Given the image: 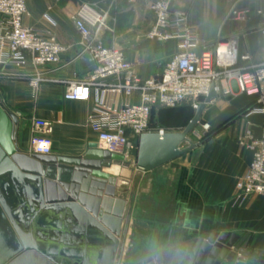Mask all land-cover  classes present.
<instances>
[{
	"label": "crops",
	"instance_id": "obj_1",
	"mask_svg": "<svg viewBox=\"0 0 264 264\" xmlns=\"http://www.w3.org/2000/svg\"><path fill=\"white\" fill-rule=\"evenodd\" d=\"M86 2L109 10L107 26L98 40L107 47H118L129 61L139 63L136 71L143 79L158 77L177 53V41L149 40L148 34L156 22L148 8L149 0L134 4L120 0L115 7L111 0H26L28 14L24 25L51 34L67 48L59 65L45 69L50 77L71 81L85 76L87 68L80 63L84 54L82 39L70 17ZM259 6L260 0H181L174 2L172 9L186 12L190 24L210 44L238 36L241 54L250 55L257 63L264 59L260 33L264 15L253 14L247 23H240L229 20L228 14L233 7L255 11ZM34 72L31 67L0 65V97L19 116L24 128L19 150L31 155L29 125L38 118L54 124L50 137L53 153L49 157H83L91 144H98L96 134L88 127V117L96 108L95 98L90 102L66 101V86L59 84L43 85L34 97L26 79ZM222 89L228 91L229 85L223 83ZM232 90V95L222 92L207 106L200 126L207 123L214 130L199 148L152 172L140 173L131 166L130 191L123 196L128 203L129 225L122 264H138L165 251L171 238H182L185 243L215 232L248 235L250 256L246 264H264V196L252 195L241 206L233 205L237 183L247 173L253 158L243 139L247 131L256 137L261 135L264 116H246L254 99L240 93L235 84ZM138 101V95H122L116 100L115 110ZM195 113L191 102H186L175 110L155 109L153 119L171 125L169 133H181ZM168 195L172 212L166 224L160 225L159 218L141 220L146 211L142 208L146 204L144 199L149 202L153 198L161 203ZM144 226L149 228L147 233Z\"/></svg>",
	"mask_w": 264,
	"mask_h": 264
},
{
	"label": "built area",
	"instance_id": "obj_2",
	"mask_svg": "<svg viewBox=\"0 0 264 264\" xmlns=\"http://www.w3.org/2000/svg\"><path fill=\"white\" fill-rule=\"evenodd\" d=\"M126 1L134 4L138 0ZM176 1L181 0L148 2L156 20L148 34L149 40L178 42L177 53L158 76L161 81L143 79L136 71L139 63L129 61L118 47H107L98 40L107 26L109 10L88 2L80 4L70 21L81 36L84 53H90L96 62L94 71L71 81L50 77L45 69L59 65L67 48L51 34L24 25L28 14L26 0H0V65L33 68L35 72L27 75L26 79L34 97L43 85L59 84L66 86V101L90 102L95 98L96 108L88 117V127L96 134L99 149L121 157L134 168L140 137L148 133L166 134L162 129L154 131V110H175L186 102H191L193 109L197 110L208 97L213 84L218 95L222 92L232 95L233 85H237L240 93L254 99V106L246 116H264V59L255 63L250 55L241 54L238 36L215 44L208 43L190 24L186 12L172 9ZM119 2L111 0V6L115 7ZM253 14L264 15V0H260L255 11L233 7L228 19L247 23ZM260 33L264 41V26ZM223 83L229 85L228 91H223ZM122 95H138L139 101L115 110L116 100ZM201 127V131L193 136L197 142V137L204 140L213 130L207 123ZM53 133L52 122L34 118L29 153L51 155L53 143L50 137ZM190 141L193 143L192 139ZM243 143L253 158L247 173L237 183L235 207L241 206L249 196H264V129L259 137L247 131Z\"/></svg>",
	"mask_w": 264,
	"mask_h": 264
},
{
	"label": "water",
	"instance_id": "obj_3",
	"mask_svg": "<svg viewBox=\"0 0 264 264\" xmlns=\"http://www.w3.org/2000/svg\"><path fill=\"white\" fill-rule=\"evenodd\" d=\"M80 63L83 75L96 69L90 53ZM218 96L213 84L183 132L142 135L135 169L152 172L199 148L202 138L191 137ZM20 127L0 97V264H122L131 165L96 143L80 158L28 155L18 147ZM248 238L230 232L185 243L171 238L165 251L138 264H246Z\"/></svg>",
	"mask_w": 264,
	"mask_h": 264
},
{
	"label": "rangeland",
	"instance_id": "obj_4",
	"mask_svg": "<svg viewBox=\"0 0 264 264\" xmlns=\"http://www.w3.org/2000/svg\"><path fill=\"white\" fill-rule=\"evenodd\" d=\"M152 124H153L154 131H156L158 129H162V130H165L166 133H169L172 130V127H170L171 125L168 126L169 124L168 125H163L162 123L160 124L159 122H157L155 120V117H154V119L152 121ZM31 125H32V123H30V125H29L30 129H31ZM201 128L202 127L199 126L198 129L196 130V132L197 131L198 132L201 131ZM212 129H213V127H212ZM213 130L210 132V134L213 132ZM23 131H24V128H23V125H22L20 127V134H19L18 142L21 139ZM191 139H192L193 143H197V140L193 136L191 137ZM144 202H146V204H144V206L142 208L145 209L146 211L145 212L143 211L141 220L144 219V221L145 220L149 221L150 219L151 220H155V219L159 218L158 222H160V225L163 224V223L164 224L167 223V221H168L167 218L171 215V212H172V209H171V204L172 203H171V199H170L169 195L165 198V201H162L161 203H157V201L155 202L153 200V198H151V200L149 202H148V200L144 199ZM148 229H149L148 227L146 228L144 226V233H147ZM154 229H155V224H154Z\"/></svg>",
	"mask_w": 264,
	"mask_h": 264
},
{
	"label": "trees",
	"instance_id": "obj_5",
	"mask_svg": "<svg viewBox=\"0 0 264 264\" xmlns=\"http://www.w3.org/2000/svg\"><path fill=\"white\" fill-rule=\"evenodd\" d=\"M210 136H211V134L208 135V136L206 137V139H204L203 141H206V140L210 139Z\"/></svg>",
	"mask_w": 264,
	"mask_h": 264
},
{
	"label": "snow or ice",
	"instance_id": "obj_6",
	"mask_svg": "<svg viewBox=\"0 0 264 264\" xmlns=\"http://www.w3.org/2000/svg\"><path fill=\"white\" fill-rule=\"evenodd\" d=\"M42 147H43V145H42Z\"/></svg>",
	"mask_w": 264,
	"mask_h": 264
}]
</instances>
